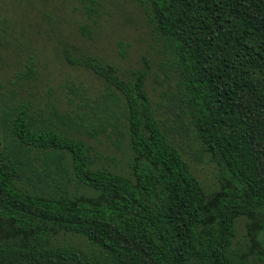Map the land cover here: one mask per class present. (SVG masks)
Wrapping results in <instances>:
<instances>
[{
  "label": "trees",
  "instance_id": "1",
  "mask_svg": "<svg viewBox=\"0 0 264 264\" xmlns=\"http://www.w3.org/2000/svg\"><path fill=\"white\" fill-rule=\"evenodd\" d=\"M135 1L162 77L67 53L103 90L0 104V264H264V0Z\"/></svg>",
  "mask_w": 264,
  "mask_h": 264
},
{
  "label": "rangeland",
  "instance_id": "2",
  "mask_svg": "<svg viewBox=\"0 0 264 264\" xmlns=\"http://www.w3.org/2000/svg\"><path fill=\"white\" fill-rule=\"evenodd\" d=\"M67 53L99 57L127 72L141 68L147 57L153 73L162 77L160 45L135 0H0V104H32L48 118L51 105L70 112L68 85L83 86L92 96L103 90L93 74L69 64ZM153 78L151 94L159 87ZM192 148L200 151L195 144ZM193 155L198 176L213 185L214 165ZM60 241L88 253L99 251L83 237L63 235Z\"/></svg>",
  "mask_w": 264,
  "mask_h": 264
}]
</instances>
